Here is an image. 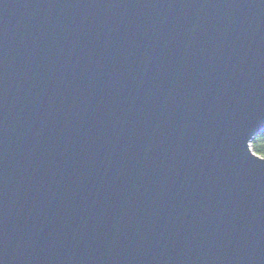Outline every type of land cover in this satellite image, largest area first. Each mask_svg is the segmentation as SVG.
Returning a JSON list of instances; mask_svg holds the SVG:
<instances>
[{
    "label": "water",
    "instance_id": "1",
    "mask_svg": "<svg viewBox=\"0 0 264 264\" xmlns=\"http://www.w3.org/2000/svg\"><path fill=\"white\" fill-rule=\"evenodd\" d=\"M264 0H0V264H264Z\"/></svg>",
    "mask_w": 264,
    "mask_h": 264
},
{
    "label": "trees",
    "instance_id": "2",
    "mask_svg": "<svg viewBox=\"0 0 264 264\" xmlns=\"http://www.w3.org/2000/svg\"><path fill=\"white\" fill-rule=\"evenodd\" d=\"M251 146L255 153L264 157V129L255 135Z\"/></svg>",
    "mask_w": 264,
    "mask_h": 264
},
{
    "label": "rangeland",
    "instance_id": "3",
    "mask_svg": "<svg viewBox=\"0 0 264 264\" xmlns=\"http://www.w3.org/2000/svg\"><path fill=\"white\" fill-rule=\"evenodd\" d=\"M250 146H251V145H250ZM251 150L254 152V150H253L252 146H251Z\"/></svg>",
    "mask_w": 264,
    "mask_h": 264
},
{
    "label": "bare ground",
    "instance_id": "4",
    "mask_svg": "<svg viewBox=\"0 0 264 264\" xmlns=\"http://www.w3.org/2000/svg\"><path fill=\"white\" fill-rule=\"evenodd\" d=\"M262 131V130H261ZM253 140V139H252ZM255 154H257V153H255ZM258 155V154H257ZM259 156H261V155H259ZM262 157V156H261Z\"/></svg>",
    "mask_w": 264,
    "mask_h": 264
},
{
    "label": "snow or ice",
    "instance_id": "5",
    "mask_svg": "<svg viewBox=\"0 0 264 264\" xmlns=\"http://www.w3.org/2000/svg\"><path fill=\"white\" fill-rule=\"evenodd\" d=\"M262 158H264V157H262Z\"/></svg>",
    "mask_w": 264,
    "mask_h": 264
}]
</instances>
